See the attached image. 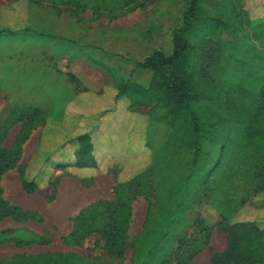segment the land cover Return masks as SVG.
<instances>
[{
    "label": "rangeland",
    "instance_id": "obj_1",
    "mask_svg": "<svg viewBox=\"0 0 264 264\" xmlns=\"http://www.w3.org/2000/svg\"><path fill=\"white\" fill-rule=\"evenodd\" d=\"M144 1L135 7L109 8L108 16L114 19L118 11L134 10L132 19L140 21L142 33L148 35L153 27H160L158 15L164 18L171 14V22L161 25L162 42L167 50L168 29L182 25L183 12L191 0ZM257 1L251 10L245 6V0L201 2L206 15L214 21L212 26L202 29L203 42H196L197 55L201 58L194 63L195 69L201 70L200 83H196L205 90V95L194 105L203 128L199 146L181 148L184 136L169 128L159 118L161 113H155L149 121L148 107H135L133 111L145 114L146 118L134 120L135 130L125 129L120 126L122 123L133 127V122L125 119L119 110L101 122L100 132L95 136L100 146L97 150L100 163H109L107 173L85 184L79 176L50 168L51 173L40 179L41 187L33 194L23 190L20 170L30 162L37 148L33 145L35 141L27 146L25 153L22 150L15 166L0 176V193L8 209L4 218H0V232L17 234L16 241L0 243V260L16 255L72 253L80 258V264H131L132 261L210 264L215 253L226 250V235L218 224L233 218L241 203L256 190L264 192V108L252 124L253 137L251 127V113L258 107L255 103L264 88V0ZM66 25L56 24V33L44 25L43 30L30 27L21 37L13 35L11 48L24 45L27 50L39 48L48 53L17 54L15 57L27 60L20 74L13 67L0 69V92L6 93L12 103L0 116V151L13 152L20 133L29 126H32L31 135L35 132V140L38 137L40 124L9 120L34 111L24 109L41 106L49 117L66 122L67 109L72 103L56 104V101L65 104L67 95L62 85L60 96L56 97V76L47 69L58 67L57 54L87 58L84 54L89 49L86 45L89 36L74 30L73 24ZM78 30L81 31L80 26ZM56 34L61 37L56 38ZM10 35H0V41ZM121 37L126 36L121 34ZM116 41L118 36L112 31L93 37L94 44H107L111 48H115ZM167 53H172L171 48ZM103 62L112 76L121 75L127 65L108 55L103 56ZM144 81L136 83H149ZM72 82L81 86L77 79L72 78ZM63 107L62 117L57 118ZM12 121L14 124L9 125ZM150 127L152 149L148 151L141 146L140 135ZM66 131L75 132V129L71 126ZM83 171L84 176L91 172ZM261 197L259 201L254 199L258 206L264 204V196ZM118 202L123 205L121 218L125 219L126 229L122 258L111 255L103 237L110 219L101 206ZM256 205L245 208L246 216H264V210H256ZM90 210L94 213L86 216L88 221L76 224L81 214ZM14 215L25 218L17 220ZM88 228L92 229L90 234ZM75 229L79 230V236L68 242L67 236Z\"/></svg>",
    "mask_w": 264,
    "mask_h": 264
},
{
    "label": "trees",
    "instance_id": "obj_2",
    "mask_svg": "<svg viewBox=\"0 0 264 264\" xmlns=\"http://www.w3.org/2000/svg\"><path fill=\"white\" fill-rule=\"evenodd\" d=\"M135 1L137 0H101L99 2L103 7L116 9L120 6L130 5ZM201 2L202 0H191L188 9L183 12L182 25L176 27L172 33L173 50L170 55L156 51L144 62L136 64L137 68L148 70L151 73V79L147 85L127 80L107 86L102 95H85L78 98V102H74L75 106L73 107L74 103H72L67 109L68 116L65 118V120L67 119L65 123L49 117L40 110H34L28 115L18 117V119L13 117L9 119L42 126L35 152L30 162L20 170L22 188L25 192L35 193L41 187L40 179L51 173L50 168L66 170L74 176L81 177L85 184L95 176L106 172L104 163H100L97 157V150L100 149V146L95 141L102 122L100 117L96 116L100 111L110 114L109 117L114 112L122 111L125 119L132 120L133 127L127 123L126 127L123 123L120 126L135 130L134 120L146 117L143 116L145 114L134 112V108L148 107L150 108L147 114L150 118L149 121L155 113H161L159 118L164 120L165 124L177 134L184 136L180 142L181 148L199 146L203 128L194 105L205 95V90L204 88L199 89L196 83V81L199 82L201 74V70L194 67V63L201 60L197 55L196 42L198 40V43L203 42L202 29L209 25L212 26L214 21L213 18L206 15ZM125 102L128 103L127 107L122 106ZM256 104L258 107L253 108L251 113L252 137L254 136L252 124L264 108V88ZM14 122H9V125H13ZM71 126L75 132L66 131ZM31 129L32 126H29L20 133L13 152L0 151V176L17 163L23 150L22 145L29 139ZM150 129L151 127L148 132H142L140 135V144L148 151L152 149ZM138 130L140 131V125ZM129 139L128 136L126 138L127 145ZM49 145L54 147L49 149ZM199 148L195 151L194 159H197ZM87 169H90L91 172L89 176H84L83 170ZM261 196H264V192L261 189L256 190L250 199L241 203L233 218L218 224L219 230L226 235L227 248L224 252L215 253L210 264H264V216L248 217L245 214V208L250 204L256 205L254 199L257 201L259 197L262 198ZM101 207L105 209L110 219L103 231L107 249L112 256L122 258L126 246L125 219L121 218L124 216L123 205L119 202L116 204L104 203ZM263 207L264 204L256 205L254 208L264 210ZM97 209L98 207H96ZM92 210L82 213L76 224L86 223L88 221L86 216L94 213ZM0 212L2 213L1 219L8 212L7 203L1 193ZM14 216L21 221L25 218V215ZM93 219L91 218V220ZM78 232L79 230L75 229L67 236V241L73 242L75 236H79ZM91 232L92 229L88 228L87 234ZM15 235L17 234L10 231L0 232V243L16 241ZM80 262V258L72 253H43L39 256L16 255L8 260H0V264H80ZM131 264L140 263L132 261Z\"/></svg>",
    "mask_w": 264,
    "mask_h": 264
},
{
    "label": "crops",
    "instance_id": "obj_3",
    "mask_svg": "<svg viewBox=\"0 0 264 264\" xmlns=\"http://www.w3.org/2000/svg\"><path fill=\"white\" fill-rule=\"evenodd\" d=\"M141 1H143L142 3L145 2L144 0ZM141 1L137 0L126 7H135L137 4H142ZM256 2L258 1L246 0L245 6L251 10L256 5ZM109 11V8L100 5L98 0H82L81 2H78V0H0V35L11 34L10 37L3 36L5 39L0 41V69H5V66L13 67L12 69H15L20 74V70L24 66L26 67L27 60L15 57L17 54L29 56V53L32 52L38 53L41 51V54L48 53L46 50L39 48L27 50L24 45L17 49L11 48L13 35L21 37L29 31L28 29L30 27L36 30H43L41 27L44 25L52 27V31L56 33V24H62L64 26L69 24V27L73 24L74 30L76 29L81 35L84 34L90 37H86L88 42L86 45L89 46V49L84 54L87 58H76L77 54H57V58L55 57V59L58 60V67L47 69L54 77L56 76V97L60 96L59 89L62 88V85H64V93L67 95L66 103L62 104L56 101L57 105L66 106L68 102L69 104L74 103L78 98H82L85 95H102L107 86L122 81L132 80L134 82H141L144 79V83H148L151 79V73L148 70L137 68L136 64L144 62L156 51L170 55L167 52L170 48L173 50V30L170 27L168 29V42L166 41L168 43V49L166 50L167 46H164L162 42L163 28L161 25L171 22L173 17L171 14H166L164 18L162 15H158L157 19L162 22L157 23L160 27H153L148 35H146V33L144 34L141 31L140 21L134 22V19H132L135 15L134 10H128L122 13L118 11L114 19L109 18ZM254 11L255 9L252 10V12ZM121 14H125L126 16L120 17L119 15ZM127 16L129 17L126 19L125 17ZM79 26L81 27V31L78 30ZM108 31H112L118 36L115 48L107 45L109 38L106 40V46H100L101 43H93V37L95 35ZM164 32L167 33V29L164 28ZM121 34L126 36L125 39L121 37ZM60 37L56 34V38ZM92 55H99V58H90L93 57ZM104 55L113 56L117 60L125 61L127 63L125 72H122L121 75L119 73L118 76L110 75L107 66L103 65ZM55 59L53 58V62ZM49 66L51 67V65ZM72 78L77 79L81 86L79 87L76 82H72ZM7 97L6 93L0 92V116L6 110L7 106L12 104L9 103L10 100ZM40 107L32 106L24 110L32 109L45 112L43 110L44 108L41 109ZM64 108L58 117L56 115L57 118L62 117ZM136 113L141 114L140 112ZM115 114L117 113L114 112L111 115L114 116ZM109 115L104 111H100L96 116H99L101 121L104 122L109 118ZM39 134L40 130L36 140L35 132L32 135L30 134L29 139L23 145V153L26 152L27 146L33 140L35 141L33 145L35 147L37 146V143H39ZM108 164L104 163L106 172L103 174L108 172Z\"/></svg>",
    "mask_w": 264,
    "mask_h": 264
}]
</instances>
